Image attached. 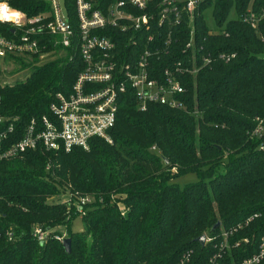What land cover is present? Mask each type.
Masks as SVG:
<instances>
[{"label": "trees", "instance_id": "obj_1", "mask_svg": "<svg viewBox=\"0 0 264 264\" xmlns=\"http://www.w3.org/2000/svg\"><path fill=\"white\" fill-rule=\"evenodd\" d=\"M36 3L14 5L32 15L40 11ZM262 10L264 0H205L195 16L192 46L186 16L179 25L155 24L153 41L140 42L139 49L164 47L150 58L152 72L176 74L185 87V108L155 103L141 110L128 91L120 97L112 143L96 137L89 150L39 148L0 161V264H177L190 251L189 264H205L225 242L223 234L239 224L228 236L224 260L258 253L264 238V136L251 133L256 118L264 126V17L255 28L242 17ZM208 13L215 28L206 23ZM79 70L64 56L32 65L26 79L0 85L3 113L20 116L22 124L41 116L56 92L70 91ZM187 173L198 179L185 186L174 181ZM66 193L70 210L68 202L49 201ZM81 196L93 202L85 205L87 228L74 232L70 223ZM36 225L54 230L47 242L34 237ZM58 226L68 227L71 252L53 236L61 234ZM203 234L211 239L205 245L196 240Z\"/></svg>", "mask_w": 264, "mask_h": 264}, {"label": "built area", "instance_id": "obj_2", "mask_svg": "<svg viewBox=\"0 0 264 264\" xmlns=\"http://www.w3.org/2000/svg\"><path fill=\"white\" fill-rule=\"evenodd\" d=\"M16 1L19 0H0V73L2 60L7 56L14 62L21 59L20 67L24 63L41 65L64 56L80 70L69 92H56L47 112L31 117L25 124L20 116L3 113L0 95V161L22 157L39 148L89 150L90 141L96 137L112 143L110 130L116 123L120 97L128 91L134 93L141 110L155 103L185 108L181 98L185 87L176 74L170 69L162 77L152 72L150 58L163 52L164 47L146 44L139 49V45L142 40L153 41L155 24L179 25L186 16L191 35L187 46H192L195 16L205 0H73L72 9L69 0H36L35 8L40 11L32 15L14 5ZM263 17L264 10L259 15L248 11L242 20L255 28ZM116 41L130 46L131 53L120 49ZM220 57L230 59L226 54ZM210 61V57L204 58L205 63ZM177 70L181 72L180 67ZM262 123L261 120L256 135L263 136ZM92 202L91 196L78 197L74 203L76 213L84 216L85 205ZM240 227L242 224L223 234L225 242L205 264H260L264 238L258 253L235 262L224 260L228 236ZM49 232L38 225L33 235L43 243L48 241ZM54 237L63 242L67 234ZM190 260L191 251L177 264H189Z\"/></svg>", "mask_w": 264, "mask_h": 264}, {"label": "rangeland", "instance_id": "obj_3", "mask_svg": "<svg viewBox=\"0 0 264 264\" xmlns=\"http://www.w3.org/2000/svg\"><path fill=\"white\" fill-rule=\"evenodd\" d=\"M234 14V12H232ZM206 23L210 28H215L216 27V22L215 19L212 17L211 13H208L206 15ZM22 62V60H18V62L12 61L11 57L7 56L4 57L2 60V71L0 73V81L3 84H8L12 83L17 80H24L27 77H29L32 73V65L24 63L22 64V67H20L18 64ZM200 116L196 115V118H199ZM261 125V119L258 117L256 118V124L255 127L251 133L252 138H262L264 136H259L255 134V131L258 129V127ZM263 143L259 146L261 150L264 151L262 148ZM177 169H173V172L175 173ZM198 179L197 175L195 173H187L181 176H178L175 178V182L180 184V186H185L187 183L196 181ZM70 193H66L64 195L56 196L51 198L49 201H63L67 202L70 200ZM71 201V200H70ZM121 211L123 212L122 214L125 215L124 213V208L125 206L120 204ZM38 226V225H36ZM70 228L74 232H81L84 231L87 228V220L83 215H77L75 218L70 223ZM54 229L59 230L62 233H68V227L67 226H58L55 227ZM54 230H51L49 233H53ZM60 235V233H54L53 236ZM49 237V236H48ZM57 239V238H55ZM58 240V239H57ZM60 241V240H58Z\"/></svg>", "mask_w": 264, "mask_h": 264}, {"label": "water", "instance_id": "obj_4", "mask_svg": "<svg viewBox=\"0 0 264 264\" xmlns=\"http://www.w3.org/2000/svg\"><path fill=\"white\" fill-rule=\"evenodd\" d=\"M166 163H169V161L166 159ZM220 225V222H218L216 225H215V228L217 226ZM197 242H199L200 244L202 245H205L206 244V241H207V236L205 234L201 235L200 237H198L197 239ZM63 247L64 249L67 251V252H71V248H72V242H71V238L69 237H66L64 240H63Z\"/></svg>", "mask_w": 264, "mask_h": 264}]
</instances>
